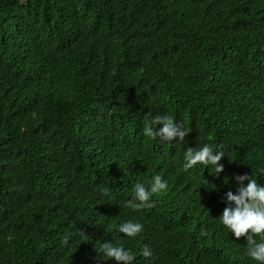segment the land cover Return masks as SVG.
Segmentation results:
<instances>
[{
  "label": "trees",
  "instance_id": "16d2710c",
  "mask_svg": "<svg viewBox=\"0 0 264 264\" xmlns=\"http://www.w3.org/2000/svg\"><path fill=\"white\" fill-rule=\"evenodd\" d=\"M157 115L189 135L145 136ZM205 143L219 178L183 168ZM245 173L264 184V0H0V264H115L110 241L133 264H257L219 222Z\"/></svg>",
  "mask_w": 264,
  "mask_h": 264
},
{
  "label": "clouds",
  "instance_id": "9594fccd",
  "mask_svg": "<svg viewBox=\"0 0 264 264\" xmlns=\"http://www.w3.org/2000/svg\"><path fill=\"white\" fill-rule=\"evenodd\" d=\"M152 123L159 125L158 130L154 131L151 126H146L144 135L153 139L159 137L162 141L183 142L189 135L188 130L178 125L170 115H157L153 117ZM224 157L223 150H214L208 143L199 148L188 147L183 158V168L187 171L198 164L211 166L214 177L219 178L224 171V165L221 163ZM235 182L238 187L235 193L232 191L226 193V206L219 217V222L236 240L242 237L245 239L246 255L250 260L264 264V184L258 183L252 175L246 173L237 175ZM167 187V181L160 175L153 176L148 187L138 182L133 187L129 204L134 208H151L153 206L150 203L151 197L166 190ZM117 230L124 238H135L143 232L144 226L138 221L127 220L117 225ZM256 237H259V240ZM97 251L103 261L112 260L115 264H133L137 255L123 243L112 241L101 242ZM140 255L148 259L153 253L145 245L140 249Z\"/></svg>",
  "mask_w": 264,
  "mask_h": 264
}]
</instances>
